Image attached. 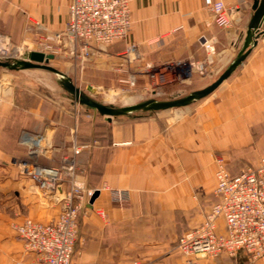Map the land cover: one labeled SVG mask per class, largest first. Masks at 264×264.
Masks as SVG:
<instances>
[{
  "label": "crops",
  "instance_id": "1",
  "mask_svg": "<svg viewBox=\"0 0 264 264\" xmlns=\"http://www.w3.org/2000/svg\"><path fill=\"white\" fill-rule=\"evenodd\" d=\"M69 1L0 0V35L31 40L35 38L28 26L31 20L46 32L61 31ZM227 1L236 2L239 11L230 27L219 28L205 0H129L126 39L103 48L85 67L119 65L120 54L131 45L145 62L205 59L210 70L223 72L246 44L253 13V0ZM246 50L245 59L217 87L212 102L207 98L202 107L180 117L152 114L140 121L104 117V133L95 118L71 111L69 94L57 83L18 82L0 69V264L31 258L13 224L25 218L46 222L58 213L40 202L35 184L22 171V162L30 160L24 141L37 139L42 150L38 163L58 167L71 153L74 128L79 143L91 144L76 158L91 193L80 212L71 264H188L176 246L183 229L201 223L216 201L215 135L247 132L246 119L251 117L259 119L254 127L264 123V20L256 44ZM66 188L61 184L59 189ZM113 191L123 193L125 200H115ZM216 232L225 233L221 218ZM196 261L264 264V257L250 260L239 251Z\"/></svg>",
  "mask_w": 264,
  "mask_h": 264
},
{
  "label": "built area",
  "instance_id": "2",
  "mask_svg": "<svg viewBox=\"0 0 264 264\" xmlns=\"http://www.w3.org/2000/svg\"><path fill=\"white\" fill-rule=\"evenodd\" d=\"M205 6L219 28L230 27L239 11L236 2L227 0H205ZM130 26L129 0H70L64 29L45 32L41 52L54 57L62 54L72 65L81 66L97 57L103 48L124 41ZM203 45L210 48L209 43L203 42ZM120 57L121 66L142 60L131 45L125 47ZM190 65L185 60L146 62L143 71L154 76L159 74L161 81L170 75L179 79ZM24 143L30 161L22 162L23 173L35 184L41 203L59 208L49 221L25 218L12 225L24 252L31 255L30 259L15 264H71L80 212L91 193L81 179L83 172L77 168L75 156L91 144H80L73 136L71 155L64 157L60 166L53 167L37 162L42 154L37 139L27 138ZM214 177L216 201L201 223L179 237L177 250L189 264H198V258H215L222 253L235 256L239 251L250 260L264 257V154L255 166H246L234 175L229 173L223 159L217 158ZM61 184L67 188L59 189ZM113 197L117 201L125 200V195L118 191H113ZM219 218L224 221V234L216 232Z\"/></svg>",
  "mask_w": 264,
  "mask_h": 264
},
{
  "label": "rangeland",
  "instance_id": "3",
  "mask_svg": "<svg viewBox=\"0 0 264 264\" xmlns=\"http://www.w3.org/2000/svg\"><path fill=\"white\" fill-rule=\"evenodd\" d=\"M17 11L22 17L28 20V16L24 10H22L20 7H17ZM29 21L30 20H28V22ZM28 26L33 30L32 33L35 34V38L31 40H25L21 42L13 39L11 35H0V44L2 46L0 48V60L8 59L11 62L20 59L33 60L31 52H41L43 44L42 38L46 31H44L42 25L36 20H31ZM94 58L96 57L85 61L81 66H77L72 65L66 57H64L62 54H59L52 60H49L48 65L66 75L77 88H79L91 99L114 108L128 107L150 99L163 101L175 97H184L195 90L205 88L222 73V71L217 73L210 70L209 64L204 59L199 62H190L191 65L186 67L187 69H185L181 78L176 79V76L170 75L166 76L165 80L161 81L159 74H157L156 77L143 71L144 64L146 63L143 60H132L131 63L123 64L122 66L121 64L116 66L106 65V68L103 67L100 70L86 68L85 64L89 61H92ZM119 59L121 62L123 61L122 57H119ZM0 69H3L4 71L13 75L15 80L18 82L27 79L36 84L50 81L55 83V85L56 83L59 85L57 80L60 78L57 74L41 68H19L16 70H7L5 68ZM215 92L217 93V88L208 96L193 101L185 107L169 109L159 113L158 115L170 114L172 116L175 115L176 117L183 116L193 109L202 107L207 98H209V100L212 102L211 99H214L213 95L216 94ZM63 93L67 92L64 90ZM69 99L71 111L75 109L81 111L85 116V119H91V117L95 118L97 121L96 123H101L103 129L102 132H106L104 126L105 122L103 121L105 116H101L97 112L88 109L83 105H79L73 100L71 95H69ZM143 113V111H137L110 118L113 119V121H140L153 114L149 112L147 117H143ZM255 120L259 119L253 117L246 119V124L248 126L247 132H235L229 134L228 136L225 134L215 135L214 144L217 146H215V148L212 150L213 157L216 159L218 156V158L223 159L226 168L231 173H236L246 166L256 165L259 158L264 154V123L254 127L253 123ZM70 136V142L72 146L73 136H76L77 140H79V136L77 131H71ZM226 141L227 144L222 146ZM76 158L77 155L75 156V163ZM37 162H39V160H37ZM93 178H96L95 174ZM47 206L57 209L59 208L58 205L55 204H50ZM185 222L186 219L184 218L183 228L187 227ZM188 230L190 229L185 230L184 228L183 234ZM185 260L187 262V259Z\"/></svg>",
  "mask_w": 264,
  "mask_h": 264
},
{
  "label": "water",
  "instance_id": "4",
  "mask_svg": "<svg viewBox=\"0 0 264 264\" xmlns=\"http://www.w3.org/2000/svg\"><path fill=\"white\" fill-rule=\"evenodd\" d=\"M252 11L253 13L247 27L246 44L243 49L239 51L234 61L211 84L203 89L195 90L184 97H175L163 101L150 99L128 107L114 108L97 102L85 95L66 75L48 65L49 60L54 58L52 54H45L40 51L31 52L33 60L20 59L13 62L8 59L0 60V68H5L7 70H16L19 68H41L51 71L59 76L60 79H58L57 82L69 95L73 97V100L76 103L83 105L105 117H115L137 111L157 112L181 108L189 105L193 101L202 99L211 94L242 63L248 53V50L245 51V49L248 46L253 47L256 44V40L259 36L260 28L264 20V0H253ZM96 195L97 191L93 193L90 202L93 201Z\"/></svg>",
  "mask_w": 264,
  "mask_h": 264
},
{
  "label": "trees",
  "instance_id": "5",
  "mask_svg": "<svg viewBox=\"0 0 264 264\" xmlns=\"http://www.w3.org/2000/svg\"><path fill=\"white\" fill-rule=\"evenodd\" d=\"M164 111H166V110H164ZM164 111H157V112H150V113H153V114H159V113H161V112H164ZM144 115H143V117H147L148 115H149V112H144L143 113ZM228 170V169H227ZM229 171V170H228ZM231 175H234L235 173H231V172H229ZM79 222V221H78ZM76 243H77V240H76ZM76 243H75V250H76ZM75 253V252H74Z\"/></svg>",
  "mask_w": 264,
  "mask_h": 264
},
{
  "label": "bare ground",
  "instance_id": "6",
  "mask_svg": "<svg viewBox=\"0 0 264 264\" xmlns=\"http://www.w3.org/2000/svg\"><path fill=\"white\" fill-rule=\"evenodd\" d=\"M2 46H1V44H0V48H1Z\"/></svg>",
  "mask_w": 264,
  "mask_h": 264
}]
</instances>
